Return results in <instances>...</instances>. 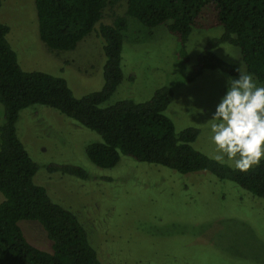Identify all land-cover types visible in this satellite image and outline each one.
<instances>
[{
	"label": "rangeland",
	"instance_id": "rangeland-1",
	"mask_svg": "<svg viewBox=\"0 0 264 264\" xmlns=\"http://www.w3.org/2000/svg\"><path fill=\"white\" fill-rule=\"evenodd\" d=\"M119 5L124 9L125 1ZM0 21L10 26L8 40L23 69L65 77L77 96L102 87L103 55L95 32L75 49L56 53L40 38L34 0H2ZM222 31L194 30L187 42L190 61L182 64L176 55L178 41L167 26L149 28L130 18L123 50L125 78L110 102L144 101L157 88L171 86L174 99L166 113L177 130L198 128L194 146L212 157L211 118L228 77L239 75L220 69H205L194 81L187 75L206 43ZM216 51L249 73L239 47L223 43ZM3 112L0 103V118ZM17 130L40 165L35 180L55 202L79 216L103 263L264 264V201L235 182L206 170L181 173L129 156L113 168L99 167L86 148L101 136L46 105L21 110ZM49 164L81 166L89 177L49 172ZM20 226L29 242L53 250L39 222L22 220Z\"/></svg>",
	"mask_w": 264,
	"mask_h": 264
},
{
	"label": "trees",
	"instance_id": "trees-1",
	"mask_svg": "<svg viewBox=\"0 0 264 264\" xmlns=\"http://www.w3.org/2000/svg\"><path fill=\"white\" fill-rule=\"evenodd\" d=\"M34 0L42 41L56 53L75 49L92 33L101 44L103 85L77 96L63 76L22 68L8 40L10 26L0 21V264H105L90 231L71 209L55 202L47 187L35 180L40 165L20 139L17 122L23 109L46 105L101 136L86 152L99 167L113 168L122 156L162 165L181 173L206 170L231 180L264 201V160L248 172L218 163L196 149L195 127L177 130L166 113L174 99L169 85L144 101L110 102L125 78L123 50L130 18L154 28L165 25L178 41L177 59L190 61L187 42L196 29L222 28L199 53L189 81L205 69L239 75L237 65L217 54L223 43L239 47L247 71L264 85V0ZM2 0H0V9ZM110 18L109 22H105ZM49 172L86 179L76 165L49 164ZM34 220L46 230L53 250L27 239L20 222Z\"/></svg>",
	"mask_w": 264,
	"mask_h": 264
},
{
	"label": "clouds",
	"instance_id": "clouds-1",
	"mask_svg": "<svg viewBox=\"0 0 264 264\" xmlns=\"http://www.w3.org/2000/svg\"><path fill=\"white\" fill-rule=\"evenodd\" d=\"M236 71L239 78L228 77L211 118L212 158L248 172L264 160V85L241 67Z\"/></svg>",
	"mask_w": 264,
	"mask_h": 264
}]
</instances>
